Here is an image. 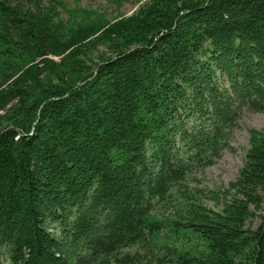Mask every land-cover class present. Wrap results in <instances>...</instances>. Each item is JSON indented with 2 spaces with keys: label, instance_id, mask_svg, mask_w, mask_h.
<instances>
[{
  "label": "trees",
  "instance_id": "1",
  "mask_svg": "<svg viewBox=\"0 0 264 264\" xmlns=\"http://www.w3.org/2000/svg\"><path fill=\"white\" fill-rule=\"evenodd\" d=\"M59 5L0 0V264H264V130L222 210L173 191L264 112V0Z\"/></svg>",
  "mask_w": 264,
  "mask_h": 264
},
{
  "label": "rangeland",
  "instance_id": "2",
  "mask_svg": "<svg viewBox=\"0 0 264 264\" xmlns=\"http://www.w3.org/2000/svg\"><path fill=\"white\" fill-rule=\"evenodd\" d=\"M146 1L148 0L116 4L109 0H61L63 5H59L57 9L60 12V17L69 22L78 21L88 16L95 17L98 14L105 16L108 20H113L135 13ZM49 4L50 2H47V5ZM103 53H105V47L100 46L97 51L91 53V57L97 61V58ZM252 128L264 130V112L244 108L240 113L239 126L234 129L231 136L230 148L223 150L221 156L212 165L191 172L183 180L182 185L173 190L175 194L178 192L177 189L188 190L196 194L207 207L216 211L222 210V199L220 201L214 199L210 191L225 190L231 181L237 179L246 161L250 138L249 130ZM158 210L166 213L170 209L159 206ZM257 218L254 220V226L258 223Z\"/></svg>",
  "mask_w": 264,
  "mask_h": 264
}]
</instances>
